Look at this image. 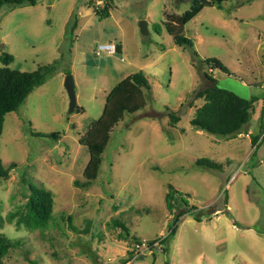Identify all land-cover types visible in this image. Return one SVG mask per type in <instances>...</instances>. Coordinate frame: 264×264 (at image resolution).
<instances>
[{"label": "rangeland", "instance_id": "1", "mask_svg": "<svg viewBox=\"0 0 264 264\" xmlns=\"http://www.w3.org/2000/svg\"><path fill=\"white\" fill-rule=\"evenodd\" d=\"M189 6L190 0H38L2 7L0 70L57 64L18 111L4 116L0 160L4 168L15 166L0 180V236L18 244L4 264H264V145L249 144L264 127V0L205 7L180 29L176 19ZM101 11L108 16L98 17ZM166 26L192 48L175 46ZM108 43L115 55L97 52ZM195 53L227 69L202 67L213 84L258 98L243 130L249 140L226 142L190 127L203 105L196 93L212 85ZM4 54L12 57L8 66ZM136 72L150 86L146 105L114 126L97 178L84 190L74 184L84 182L89 159L79 139L100 118L111 89ZM67 76L80 113L68 112ZM170 113L180 119L173 127ZM198 159L220 168H197ZM169 185L188 195L201 221L186 214L165 245L136 251L133 238L149 245L167 236ZM30 188L52 196L42 227L28 220ZM114 222L126 226L129 238Z\"/></svg>", "mask_w": 264, "mask_h": 264}, {"label": "trees", "instance_id": "2", "mask_svg": "<svg viewBox=\"0 0 264 264\" xmlns=\"http://www.w3.org/2000/svg\"><path fill=\"white\" fill-rule=\"evenodd\" d=\"M38 0H0V11L3 6L19 7L23 5L35 6ZM229 0H190L189 9L176 19V25L182 29L187 23L193 20L205 7H216L220 9L221 5ZM106 7V6H105ZM104 7V8H105ZM104 10V9H103ZM100 18H106L108 14L101 11L98 15ZM167 33L172 37L174 45L180 48H192L191 42L180 34V31L172 30L166 26ZM193 57L198 61V70L203 76L211 82L212 85L196 93L195 99H202L203 105L195 110L193 117L189 121L190 127L194 130L206 133L216 139L229 140L243 133L245 126L249 123L253 104L258 100L257 97L251 96L244 99L235 95L233 92L219 87L215 81L208 75L204 74L202 67L208 66L210 70H219L228 74L227 69L216 59L200 61L195 53ZM1 62L8 66L12 62V57L3 55ZM57 71V64H51L39 67L33 72L10 71L7 68L0 70V135L3 129L4 116L11 112H16L26 101L28 96L40 88L47 79ZM150 86L142 72L131 74L118 82L105 98V104L100 118L90 124L85 134L79 139V144L85 147L89 154L88 162L83 171L84 182L74 184L84 190L88 189L92 182L96 180L101 165V155L104 152L110 132L123 118L125 114H133L146 105V96L149 95ZM264 108V94L261 98ZM80 113V109L75 110ZM169 125L175 126L180 121L179 117L170 113L168 115ZM55 137V135H52ZM264 145V127H259V132L251 140L252 147L257 141ZM15 165L4 168L0 160V180L8 178L10 170ZM195 166L205 170H217L220 168L215 162L206 159H198ZM30 195L26 203L28 220L33 227H42L51 217L53 200L50 191L42 188H30ZM188 197V195H187ZM186 196L174 190L172 186H167L165 195L166 210L172 215L171 223L168 228V234L163 239L151 241L148 245L150 248L153 244L159 242V245H165L171 240L177 229V223L186 214L194 215L195 220L201 221L200 217L192 212L196 209L189 206ZM227 202V197L225 198ZM120 234L129 238V233L123 224L114 222ZM138 243L137 238H133ZM18 246L4 236H0V264L8 252ZM163 251L166 252L164 249ZM128 263L127 261L124 263Z\"/></svg>", "mask_w": 264, "mask_h": 264}, {"label": "water", "instance_id": "3", "mask_svg": "<svg viewBox=\"0 0 264 264\" xmlns=\"http://www.w3.org/2000/svg\"><path fill=\"white\" fill-rule=\"evenodd\" d=\"M138 29L144 36L148 34L146 24L144 22L139 23ZM64 87L69 98L68 112L73 113L76 108V96L74 92V81L71 76L66 77Z\"/></svg>", "mask_w": 264, "mask_h": 264}, {"label": "built area", "instance_id": "4", "mask_svg": "<svg viewBox=\"0 0 264 264\" xmlns=\"http://www.w3.org/2000/svg\"><path fill=\"white\" fill-rule=\"evenodd\" d=\"M97 52L98 53L104 52L105 54L112 56L116 54V49H115L114 44L108 43V44L99 45L97 47ZM157 245H158V242L154 243L153 247H156ZM135 248H136V251H143V252L151 251V248L145 243L137 244L135 245Z\"/></svg>", "mask_w": 264, "mask_h": 264}, {"label": "crops", "instance_id": "5", "mask_svg": "<svg viewBox=\"0 0 264 264\" xmlns=\"http://www.w3.org/2000/svg\"><path fill=\"white\" fill-rule=\"evenodd\" d=\"M258 132H259V130H258ZM247 134V132L245 131H243V133L242 134H240V135H238V136H236L235 138H232V139H230L229 141H226V142H231V141H233V140H237V139H244V138H247L248 140H249V136L248 135H246ZM258 134V133H257ZM236 142H239V141H236ZM249 144H251L250 142H249ZM257 145V147L260 145L261 146V144H256Z\"/></svg>", "mask_w": 264, "mask_h": 264}]
</instances>
